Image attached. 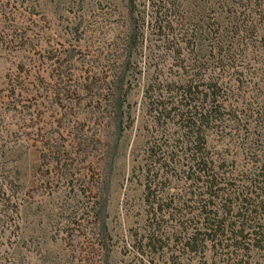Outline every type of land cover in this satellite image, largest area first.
Returning a JSON list of instances; mask_svg holds the SVG:
<instances>
[{"label":"trees","instance_id":"1","mask_svg":"<svg viewBox=\"0 0 264 264\" xmlns=\"http://www.w3.org/2000/svg\"><path fill=\"white\" fill-rule=\"evenodd\" d=\"M127 7L119 42L84 87L102 90L98 110L125 106L132 123L127 96L142 76L146 136L132 172L143 180L144 220L129 232L132 247L164 264H264V0H128ZM12 41L28 45L24 36ZM54 63L57 71L64 62ZM21 89L9 81L13 110ZM0 149L3 156L11 147ZM18 206L15 196L0 198V236L9 230L0 264H35L22 252ZM85 206L84 219L65 218V238L88 227L92 240L46 251L39 264H115L97 221L101 205Z\"/></svg>","mask_w":264,"mask_h":264},{"label":"rangeland","instance_id":"2","mask_svg":"<svg viewBox=\"0 0 264 264\" xmlns=\"http://www.w3.org/2000/svg\"><path fill=\"white\" fill-rule=\"evenodd\" d=\"M127 1L0 0V145L11 147L0 155V198L18 199L14 221L31 263L91 241L88 227L83 238L76 231L65 238V218L84 219L86 202L97 199L112 262L164 264L142 257L129 237L144 220L143 180L132 172L146 136L142 76L127 96L132 123L125 106L122 114L118 104L98 110L102 90L84 87L119 42ZM17 36L28 45L11 42ZM58 59L63 66L53 71ZM15 78L22 89L13 110L7 90ZM8 236V229L0 236V252Z\"/></svg>","mask_w":264,"mask_h":264}]
</instances>
